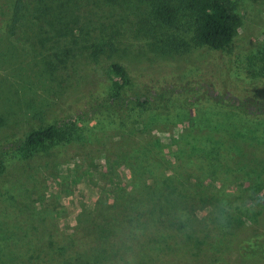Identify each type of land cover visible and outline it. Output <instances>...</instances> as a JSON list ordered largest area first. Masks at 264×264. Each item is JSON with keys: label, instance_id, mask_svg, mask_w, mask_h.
<instances>
[{"label": "rangeland", "instance_id": "1", "mask_svg": "<svg viewBox=\"0 0 264 264\" xmlns=\"http://www.w3.org/2000/svg\"><path fill=\"white\" fill-rule=\"evenodd\" d=\"M232 5L236 36L213 51L143 0H0V144L74 121L3 155L0 264H264V114L216 104L264 103V0ZM113 60L135 91L172 92L168 108L76 118Z\"/></svg>", "mask_w": 264, "mask_h": 264}, {"label": "trees", "instance_id": "2", "mask_svg": "<svg viewBox=\"0 0 264 264\" xmlns=\"http://www.w3.org/2000/svg\"><path fill=\"white\" fill-rule=\"evenodd\" d=\"M233 0H143L148 9L153 24L182 34L179 37L183 47L191 44L195 48H206L213 51L227 50L240 25L239 17L233 12ZM187 40H184V39ZM165 46V45H164ZM169 48V46H167ZM98 68L95 72H98ZM100 79L98 96L89 105L86 113L75 115L79 120H90L92 114L106 116L110 122L114 119L127 124L142 120L147 112L159 114L164 112L173 93L167 89H159L148 94L135 91L126 67L120 62H109ZM101 74V75H102ZM172 98V99H171ZM187 107L194 105V100L185 98L179 100ZM216 104L225 106L245 116L264 114V103L259 105L252 100L246 101L251 106L245 109L244 104H226L217 101ZM136 116H133L135 115ZM73 118V117H72ZM70 117L53 121L42 127L29 130L19 139L0 144V170L4 167L3 155L6 153L19 154L21 157L31 154L34 150L48 142H61L69 138L74 128Z\"/></svg>", "mask_w": 264, "mask_h": 264}]
</instances>
